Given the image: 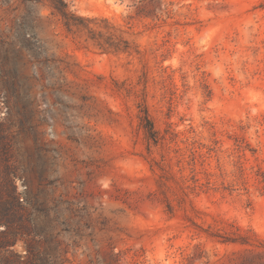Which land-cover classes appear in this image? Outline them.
I'll use <instances>...</instances> for the list:
<instances>
[{
	"label": "rangeland",
	"instance_id": "obj_1",
	"mask_svg": "<svg viewBox=\"0 0 264 264\" xmlns=\"http://www.w3.org/2000/svg\"><path fill=\"white\" fill-rule=\"evenodd\" d=\"M67 2L109 19L134 53H102L45 5L0 0V205L15 189L29 229L0 257L264 264V0H163L157 25L130 19L131 0ZM229 224L253 246L210 237Z\"/></svg>",
	"mask_w": 264,
	"mask_h": 264
},
{
	"label": "trees",
	"instance_id": "obj_2",
	"mask_svg": "<svg viewBox=\"0 0 264 264\" xmlns=\"http://www.w3.org/2000/svg\"><path fill=\"white\" fill-rule=\"evenodd\" d=\"M21 4H42L50 8L52 15L57 16L62 23L67 34L71 36H84L86 42L92 43L102 53L106 54H129L132 55L133 47L131 43L126 40L120 30L106 18H92L83 17L72 10L67 0H18ZM130 9L133 14L130 19H150L154 25L156 22L163 20L165 15L169 14L168 8L164 5L163 0H131ZM26 23V22H25ZM25 47H27L29 40L24 37ZM27 49V48H25ZM139 54L138 50H135ZM142 125L145 129L148 138L154 142H158V132L155 130L154 124L149 116L148 111H145L142 116ZM10 169V168H9ZM13 175V176H10ZM11 170H8V181L12 182L17 176ZM261 183L264 189V172L261 176ZM7 197L2 199L0 209L2 210V218H0V227L6 228V233L2 234L3 238L0 241V249L6 251L15 245L19 240H22L28 233V224L26 213L27 210L24 204L20 202L15 189L10 188L6 191ZM17 216V219L15 217ZM17 225L20 229H17ZM231 230L227 233L228 236H219V234H209L210 237L221 239L222 243L240 244L243 246H253L250 242V235L241 228L229 224ZM15 231L17 234H15ZM209 233V232H208ZM30 254L31 250L27 249ZM10 254V253H9ZM233 254H240V251L233 252ZM2 264H16L10 255L0 257ZM24 264V263H20ZM26 264H38L36 258L28 257Z\"/></svg>",
	"mask_w": 264,
	"mask_h": 264
}]
</instances>
